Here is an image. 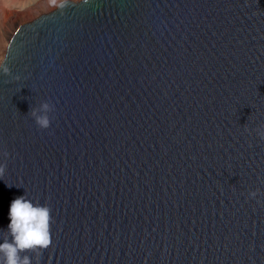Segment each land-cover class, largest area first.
<instances>
[{"label":"water","instance_id":"obj_1","mask_svg":"<svg viewBox=\"0 0 264 264\" xmlns=\"http://www.w3.org/2000/svg\"><path fill=\"white\" fill-rule=\"evenodd\" d=\"M3 62L0 229L50 209L30 264H264V0H66Z\"/></svg>","mask_w":264,"mask_h":264},{"label":"clouds","instance_id":"obj_2","mask_svg":"<svg viewBox=\"0 0 264 264\" xmlns=\"http://www.w3.org/2000/svg\"><path fill=\"white\" fill-rule=\"evenodd\" d=\"M0 72H9L3 61H0ZM53 110L48 102L31 110L37 128L44 131L50 128ZM257 134L264 141V130H258ZM257 196V191L248 194L249 199ZM8 220L6 229H0L7 233L6 238L0 239V264H30L28 252L38 256L50 246V209L47 206L33 202L26 195L16 197L9 205Z\"/></svg>","mask_w":264,"mask_h":264},{"label":"rangeland","instance_id":"obj_3","mask_svg":"<svg viewBox=\"0 0 264 264\" xmlns=\"http://www.w3.org/2000/svg\"><path fill=\"white\" fill-rule=\"evenodd\" d=\"M63 1L66 0H0V35L2 33L5 42L10 37L11 40L20 26L56 10ZM69 1L78 3L83 0ZM2 50L0 44V56Z\"/></svg>","mask_w":264,"mask_h":264},{"label":"bare ground","instance_id":"obj_4","mask_svg":"<svg viewBox=\"0 0 264 264\" xmlns=\"http://www.w3.org/2000/svg\"><path fill=\"white\" fill-rule=\"evenodd\" d=\"M16 33V32H15ZM9 36V35H8ZM4 36L2 35V33H1V35H0V44H2L3 45V50H2V53H1V56H0V61H3V59L5 58V56H6V53H7V50H8V48H9V45H10V42H11V40H10V38L8 39V41L7 42H5L6 40H4V38H3ZM7 37V36H6Z\"/></svg>","mask_w":264,"mask_h":264}]
</instances>
